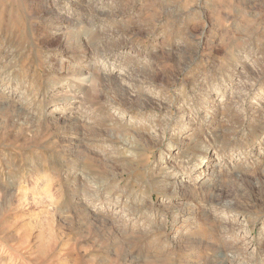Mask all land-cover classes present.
Instances as JSON below:
<instances>
[{
  "label": "rangeland",
  "instance_id": "rangeland-1",
  "mask_svg": "<svg viewBox=\"0 0 264 264\" xmlns=\"http://www.w3.org/2000/svg\"><path fill=\"white\" fill-rule=\"evenodd\" d=\"M0 264H264V0H0Z\"/></svg>",
  "mask_w": 264,
  "mask_h": 264
},
{
  "label": "bare ground",
  "instance_id": "bare-ground-1",
  "mask_svg": "<svg viewBox=\"0 0 264 264\" xmlns=\"http://www.w3.org/2000/svg\"><path fill=\"white\" fill-rule=\"evenodd\" d=\"M83 98V97H82ZM81 98V99H82ZM79 119V118H78ZM78 121V120H77ZM105 133V132H104ZM105 139V138H104ZM86 158V157H85ZM131 163V162H130ZM127 164V163H126ZM131 165H133V164H131ZM86 166H88V165H86ZM124 167V171L125 172H129L130 173V169L128 168V167H130V166H128L127 168H125L126 167V165H124L123 166ZM133 168H135V167H133ZM84 169V168H83ZM132 169V168H131ZM143 170H145V169H143ZM210 172H212V171H210ZM214 173V172H213ZM132 174V173H131ZM160 176V175H159ZM95 179H97V178H95ZM94 179V180H95ZM162 179H166L167 181H169V183H170V185L172 186V188H173V190H177L178 189V183L176 182V178L175 177H173V176H171L170 174L168 175V173H167V177H165V178H162ZM91 181V180H90ZM88 183V182H87ZM84 184V183H83ZM85 184H86V182H85ZM102 183H100V186L102 187L103 186V184L101 185ZM94 185V184H93ZM97 185V184H96ZM99 185V184H98ZM97 185V187H99ZM120 185V184H119ZM118 184H117V188H118V186H119ZM167 185V184H166ZM180 185H181V182H180ZM84 186V185H83ZM86 186V185H85ZM90 186V185H89ZM105 186V185H104ZM120 187V186H119ZM78 189H75V191H77V194L75 195L74 194V196H75V198H76V202H77V200L79 201L80 199H82V193H83V189H82V187H80V185L77 187ZM84 188V187H83ZM86 188V187H85ZM88 188V191H89V187H87ZM94 188V187H93ZM104 188V187H103ZM113 188H116V185H114V187ZM91 190H92V188H90ZM96 189V188H95ZM102 188H100V190H101ZM125 189V188H124ZM166 189V188H165ZM118 190V189H117ZM164 190V189H163ZM87 191V190H86ZM108 191V190H107ZM125 191L126 190H123V192L125 193ZM135 191V190H134ZM165 191V190H164ZM167 191V190H166ZM84 192H85V190H84ZM94 192V191H93ZM136 192V191H135ZM86 193V192H85ZM107 193V192H106ZM124 193H121L120 195L121 196H119V194H118V197L120 198V199H122V201L124 200V198H125V196L127 195V194H125L124 195ZM175 193V192H174ZM84 194V193H83ZM90 194H93L91 191H90ZM89 194V195H90ZM112 194V193H111ZM122 194H123V196H122ZM132 194V192L130 193V195ZM115 195V194H114ZM93 196V195H92ZM138 196V195H137ZM97 197V196H96ZM130 196H127L126 198H127V200L128 199H130L129 198ZM93 198H95V195H94V197ZM99 199H101V198H99ZM126 200V201H127ZM151 201H152V199H150ZM101 201V200H100ZM111 202L110 203H113V204H115L116 206L117 205H121V203L120 202H113L112 200H110ZM125 201V202H126ZM82 202V201H81ZM149 202V201H148ZM128 204V202H126V203H124L123 205V209H126L127 207H126V205ZM150 204V203H149ZM148 203H144L142 206L144 207V208H147L148 207V205H149ZM129 205V204H128ZM138 206V205H137ZM141 206V207H142ZM80 207L81 206H78V209H80ZM152 207V206H151ZM150 207V209L149 210H151L152 208ZM82 208V207H81ZM132 208V207H131ZM141 209V208H140ZM77 210V209H76ZM81 211V210H80ZM80 211H78L79 213H80ZM83 212V211H82ZM78 213V214H79ZM149 213V212H148ZM77 214V213H76ZM81 214V213H80ZM96 214V213H95ZM91 215V214H90ZM89 215V218L87 219L88 220V222H90V223H92V225H93V222H96V223H99V222H102V224H104V222H106V223H110V222H112V224H113V222L114 221H112V220H110V219H112V218H109V219H102V217H101V219H100V217H98V216H96V215H91L90 216ZM83 216V215H82ZM133 216V215H132ZM124 218V217H123ZM135 218H137V217H135ZM114 219V218H113ZM139 219V218H138ZM138 219H134V220H138ZM81 220V219H80ZM86 220V221H87ZM115 220V219H114ZM152 220V219H151ZM84 221V220H83ZM162 221V220H161ZM82 222V221H81ZM85 222V221H84ZM129 222V221H128ZM115 223V222H114ZM152 223V222H151ZM148 224V223H147ZM99 225V224H98ZM107 225V224H106ZM109 227H111V226H109ZM110 230V229H109Z\"/></svg>",
  "mask_w": 264,
  "mask_h": 264
}]
</instances>
